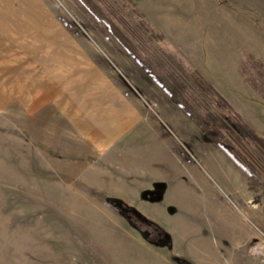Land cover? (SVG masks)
<instances>
[{
    "label": "rangeland",
    "instance_id": "1",
    "mask_svg": "<svg viewBox=\"0 0 264 264\" xmlns=\"http://www.w3.org/2000/svg\"><path fill=\"white\" fill-rule=\"evenodd\" d=\"M91 2L0 0V264H264V0Z\"/></svg>",
    "mask_w": 264,
    "mask_h": 264
},
{
    "label": "trees",
    "instance_id": "2",
    "mask_svg": "<svg viewBox=\"0 0 264 264\" xmlns=\"http://www.w3.org/2000/svg\"><path fill=\"white\" fill-rule=\"evenodd\" d=\"M82 3L87 7L88 11L94 15L99 21H101L102 23L107 24L110 28L112 25H109V21L106 20L102 14L100 9L94 7L92 5L91 0H81ZM112 32H116L114 29H111ZM226 150V152H229V155H231L232 159L240 166V168H242L245 172H250V168L251 165H249V163L247 162V160H245L242 155L240 154L239 150H232V152H230L228 149H224ZM148 195V196H147ZM144 196L147 197L150 200L155 201V194L150 192V196H149V192H145ZM111 202H116L117 208L120 212H131L133 213L137 219H139L142 222H145L148 225H154L155 223L153 221H151L150 219L146 218L145 216L142 215L141 212H139L137 209H135L134 207L129 206L128 204H126L123 200L121 199H111ZM157 226V225H156ZM160 229V233L162 234V242H160L159 244L161 246H166V247H171L172 245V237L170 235V233H168L166 230H164L163 228L157 226ZM178 261H180L183 264H191L189 261L185 260V259H181L178 258Z\"/></svg>",
    "mask_w": 264,
    "mask_h": 264
},
{
    "label": "crops",
    "instance_id": "3",
    "mask_svg": "<svg viewBox=\"0 0 264 264\" xmlns=\"http://www.w3.org/2000/svg\"><path fill=\"white\" fill-rule=\"evenodd\" d=\"M242 171H240V170H238V171H234L233 172V174L235 175L234 177H235V179L237 180L238 178H241L242 179V175L244 174L243 172L241 173ZM245 175V174H244ZM223 179H224V183H225V186H226V189L228 190V192L230 193V194H232V196H233V198H235V199H240V193H239V191H238V189L234 186V185H231V177L230 176H228V175H223ZM234 216V215H233ZM223 217L221 216L220 218H219V220L220 219H222ZM221 222H222V224L225 226L226 224H227V226L229 227V230H228V234H230L231 232H233L235 235H236V231L234 230L235 228H234V225L232 226V225H230V223H225L224 221H223V219L221 220ZM222 225V226H223ZM231 227V228H230ZM233 227V228H232ZM233 230V231H232Z\"/></svg>",
    "mask_w": 264,
    "mask_h": 264
},
{
    "label": "water",
    "instance_id": "4",
    "mask_svg": "<svg viewBox=\"0 0 264 264\" xmlns=\"http://www.w3.org/2000/svg\"><path fill=\"white\" fill-rule=\"evenodd\" d=\"M141 235L145 238V239H148L149 236L151 235V231H141Z\"/></svg>",
    "mask_w": 264,
    "mask_h": 264
},
{
    "label": "built area",
    "instance_id": "5",
    "mask_svg": "<svg viewBox=\"0 0 264 264\" xmlns=\"http://www.w3.org/2000/svg\"><path fill=\"white\" fill-rule=\"evenodd\" d=\"M263 237H264V236H263ZM263 248H264V247H263L262 245H258V247H257V251L261 253Z\"/></svg>",
    "mask_w": 264,
    "mask_h": 264
},
{
    "label": "flooded vegetation",
    "instance_id": "6",
    "mask_svg": "<svg viewBox=\"0 0 264 264\" xmlns=\"http://www.w3.org/2000/svg\"><path fill=\"white\" fill-rule=\"evenodd\" d=\"M151 235H152V232H151ZM151 235H150V236H151ZM150 236H149V237H150Z\"/></svg>",
    "mask_w": 264,
    "mask_h": 264
}]
</instances>
